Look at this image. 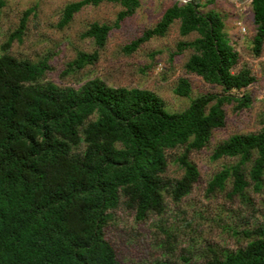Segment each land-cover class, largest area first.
<instances>
[{"label":"trees","instance_id":"obj_1","mask_svg":"<svg viewBox=\"0 0 264 264\" xmlns=\"http://www.w3.org/2000/svg\"><path fill=\"white\" fill-rule=\"evenodd\" d=\"M114 3L121 7L113 27L131 16L138 0H78L63 6L57 27L66 26L86 6ZM177 1L157 22L122 47L130 54L152 37H163L178 22L179 54L189 50L186 74L218 87L190 100L179 112H167L155 93L140 88L108 86L93 78L78 86H58L45 80L47 59H17L7 53L20 41L25 18L0 46V264H121L104 229L119 205L132 210L135 220L160 215L164 194L173 202L187 196L198 178L189 153L206 147L214 130L225 121V105L239 111L249 106L241 91L254 78L246 68L233 72L239 54L225 26L212 10L213 1ZM3 0H0V7ZM253 34L249 50L258 57L264 42V0H249ZM111 26L91 23L81 38L96 50ZM76 52L66 64L70 73L92 65L97 51ZM190 85L177 79L175 95L187 97ZM181 176L165 182L168 152ZM234 159L215 172L206 184L207 195L223 192L244 198L246 189L264 190V113L255 133L233 134L216 144L211 160ZM237 234V232H235ZM244 245L212 255L203 264H264L262 221L241 232ZM148 264H168L155 260ZM187 264V263H186Z\"/></svg>","mask_w":264,"mask_h":264},{"label":"rangeland","instance_id":"obj_2","mask_svg":"<svg viewBox=\"0 0 264 264\" xmlns=\"http://www.w3.org/2000/svg\"><path fill=\"white\" fill-rule=\"evenodd\" d=\"M74 1L78 0H3L0 7V46L18 27L22 13L30 9L20 41L14 40L7 53L32 62L46 58L50 69L45 80L58 86H78L86 80L99 78L111 87L149 90L162 99L167 112H179L188 106L191 99L220 91L218 87L184 72L183 64L190 51L173 54L175 45L178 41L192 40L196 34L181 37L177 21L169 26L163 37L150 38L130 54L122 51L124 45L152 27L162 12L176 0H138V8L120 21L118 27L112 25L121 10L119 5L103 2L95 7L86 6L74 14L66 26L58 28L63 6ZM237 9H232L226 1L213 0L199 10L203 13L212 10L223 21L225 33L234 42L239 54L233 72L246 68L254 78L253 83L241 91L249 99V106L235 111L234 104L225 105L223 127L212 132L206 147L189 153L188 159L195 165L198 178L187 196L173 202L167 193L164 194L163 212L160 215L148 214L142 221L135 220L134 212L123 205L111 212L112 220L104 229V234L116 250L121 264H148L155 260L167 261L168 264H203L214 254L233 251L244 245L241 232L262 221L264 190L254 192L248 188L243 199L229 197L228 187L213 195L206 193L210 177L223 165L234 162V159L228 158L211 160L213 147L233 134L257 132L264 113V42L260 55L253 57L249 50L253 34L250 10H245L240 19L241 25L247 28L246 33L240 34L242 32H238L237 26L232 25L239 15ZM93 22L111 26L100 50H96L91 39L80 37ZM95 50L97 57L92 65L65 72L66 64L76 52L92 53ZM180 77L189 82L187 97L173 92ZM167 154L170 157L162 177L165 182H172L182 172L171 161L178 151Z\"/></svg>","mask_w":264,"mask_h":264},{"label":"crops","instance_id":"obj_3","mask_svg":"<svg viewBox=\"0 0 264 264\" xmlns=\"http://www.w3.org/2000/svg\"><path fill=\"white\" fill-rule=\"evenodd\" d=\"M228 3V2H227ZM229 5H230V7L232 8V9H237V8H239V10L237 9V11H238V13L237 14H239L238 16H236L235 18H234V22L232 23V25L233 26H236V23H240V24H242V22H241V18L244 16V13L243 12H245V10H250V7H249V0H239L238 1V3L237 4H231V3H228ZM244 27V26H243ZM245 28V33L247 32V28L246 27H244ZM237 30H238V32H239V29H238V27L236 28ZM243 32V33H244ZM243 33H240V34H243Z\"/></svg>","mask_w":264,"mask_h":264},{"label":"built area","instance_id":"obj_4","mask_svg":"<svg viewBox=\"0 0 264 264\" xmlns=\"http://www.w3.org/2000/svg\"><path fill=\"white\" fill-rule=\"evenodd\" d=\"M176 1L180 4H187L190 3L192 0H176ZM200 1H213V0H200ZM223 1H226L231 4H237L239 0H223ZM236 26L239 28L240 32L243 33L245 31V28L240 23H236Z\"/></svg>","mask_w":264,"mask_h":264}]
</instances>
